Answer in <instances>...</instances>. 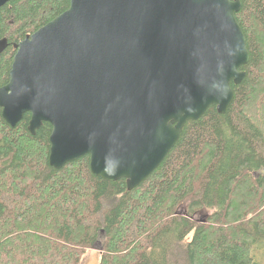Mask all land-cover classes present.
<instances>
[{
    "label": "trees",
    "instance_id": "obj_1",
    "mask_svg": "<svg viewBox=\"0 0 264 264\" xmlns=\"http://www.w3.org/2000/svg\"><path fill=\"white\" fill-rule=\"evenodd\" d=\"M235 1V0H232ZM236 19L250 55L224 115L212 106L190 121L138 188L93 175L85 156L51 167L52 126L33 136L0 108V264H257L264 243V0H241ZM69 0H12L0 8V88L15 45L66 12ZM187 207L181 214L180 209ZM199 211L211 214L194 220Z\"/></svg>",
    "mask_w": 264,
    "mask_h": 264
},
{
    "label": "water",
    "instance_id": "obj_2",
    "mask_svg": "<svg viewBox=\"0 0 264 264\" xmlns=\"http://www.w3.org/2000/svg\"><path fill=\"white\" fill-rule=\"evenodd\" d=\"M12 0H0V8ZM69 9L15 45L0 88L2 117L52 126L51 167L85 156L94 176L143 184L190 121L234 101L250 55L241 0H69ZM0 40V56L8 48Z\"/></svg>",
    "mask_w": 264,
    "mask_h": 264
},
{
    "label": "rangeland",
    "instance_id": "obj_3",
    "mask_svg": "<svg viewBox=\"0 0 264 264\" xmlns=\"http://www.w3.org/2000/svg\"><path fill=\"white\" fill-rule=\"evenodd\" d=\"M181 214L187 212V207H182L180 209ZM211 213L208 211H199L197 214L194 215V220L196 221H203L209 217ZM99 252V255L101 256L100 252V243L95 245V249H92L87 252V254L84 256L82 264H98V261L100 262L99 255L97 254ZM255 262L257 264H264V243L261 245H258L256 248V257Z\"/></svg>",
    "mask_w": 264,
    "mask_h": 264
},
{
    "label": "crops",
    "instance_id": "obj_4",
    "mask_svg": "<svg viewBox=\"0 0 264 264\" xmlns=\"http://www.w3.org/2000/svg\"><path fill=\"white\" fill-rule=\"evenodd\" d=\"M97 254L99 255V252ZM99 259H100V255H99ZM98 264H99V261H98Z\"/></svg>",
    "mask_w": 264,
    "mask_h": 264
},
{
    "label": "bare ground",
    "instance_id": "obj_5",
    "mask_svg": "<svg viewBox=\"0 0 264 264\" xmlns=\"http://www.w3.org/2000/svg\"><path fill=\"white\" fill-rule=\"evenodd\" d=\"M9 47V46H8Z\"/></svg>",
    "mask_w": 264,
    "mask_h": 264
}]
</instances>
